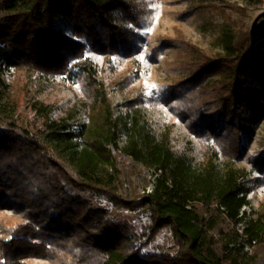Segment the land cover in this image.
Here are the masks:
<instances>
[{"label":"trees","instance_id":"1","mask_svg":"<svg viewBox=\"0 0 264 264\" xmlns=\"http://www.w3.org/2000/svg\"><path fill=\"white\" fill-rule=\"evenodd\" d=\"M143 14L139 0H0V264H264V204L248 206L233 161L243 124L264 114V11L248 29L220 24L212 55L170 43L187 57L164 93L183 128L231 136L202 160L139 99L113 105L87 55H131ZM120 158L150 171V192H119Z\"/></svg>","mask_w":264,"mask_h":264},{"label":"rangeland","instance_id":"2","mask_svg":"<svg viewBox=\"0 0 264 264\" xmlns=\"http://www.w3.org/2000/svg\"><path fill=\"white\" fill-rule=\"evenodd\" d=\"M139 1L143 5L144 14L142 23L137 27L140 37L135 51L128 56L115 52L102 54L89 48L87 55L99 66L113 105L122 111L125 109L126 99H139L150 118L155 120V124L170 127L172 137L180 147H187L186 141L190 140L192 153L195 158L202 160L206 147L216 146L218 143L223 145L226 142L228 145L231 136L226 135L213 141L209 136L194 137L183 128V121L173 111L179 101H166L164 93L170 84L185 74L184 71L178 70V67L187 57L183 50L174 48L170 43L176 39L185 47H195L209 55L219 52L216 37L220 24L227 20L233 27L248 29L264 11V0ZM78 40L84 42V39ZM26 81V73L18 68L10 72L7 80L10 88L20 96ZM21 99H18V102L22 105ZM84 121L87 124L88 118L84 117ZM243 125L245 133H241L237 138V148L240 152L233 161L236 166L244 168L247 172L248 206L258 209L264 204V168L262 171L257 170L252 162L264 155V114L253 119L252 123ZM119 161V168L125 172L123 176L127 180L119 187V192L123 193L124 187L129 189L128 192L132 196L150 192V171L132 167L125 159L120 158ZM10 211L3 210L5 215H9ZM138 219L144 221V213H139ZM143 250H146L145 247ZM30 262L48 264L47 261L37 258Z\"/></svg>","mask_w":264,"mask_h":264},{"label":"built area","instance_id":"3","mask_svg":"<svg viewBox=\"0 0 264 264\" xmlns=\"http://www.w3.org/2000/svg\"><path fill=\"white\" fill-rule=\"evenodd\" d=\"M150 186H151V189H149V191H151L152 190V185L151 184H149ZM149 187V186H148ZM150 188V187H149Z\"/></svg>","mask_w":264,"mask_h":264}]
</instances>
